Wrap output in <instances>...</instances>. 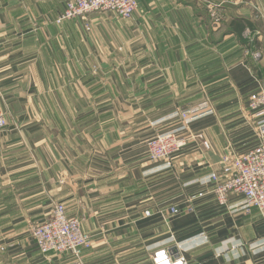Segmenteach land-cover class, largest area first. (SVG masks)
<instances>
[{
	"label": "crops",
	"instance_id": "0c3cea01",
	"mask_svg": "<svg viewBox=\"0 0 264 264\" xmlns=\"http://www.w3.org/2000/svg\"><path fill=\"white\" fill-rule=\"evenodd\" d=\"M209 1L223 23L184 0L60 23L65 0H0V264H140L172 246L191 264H264V211L239 194L220 205L210 179L264 140V107L247 108L264 85V0ZM241 26L260 32L257 58ZM193 106L205 114L185 122ZM163 132L186 145L152 161ZM53 201L83 217L80 261L34 243Z\"/></svg>",
	"mask_w": 264,
	"mask_h": 264
},
{
	"label": "built area",
	"instance_id": "2783aa9c",
	"mask_svg": "<svg viewBox=\"0 0 264 264\" xmlns=\"http://www.w3.org/2000/svg\"><path fill=\"white\" fill-rule=\"evenodd\" d=\"M138 0H66L65 8L56 19L57 23L66 19L84 17L91 13L109 11L120 18H130L136 10ZM211 6V7H210ZM213 20L220 21V10L215 5H210ZM89 29V26L86 25ZM258 34L252 33L248 28L243 35L250 40ZM249 52L251 49H248ZM250 109L264 105V93L250 100ZM185 112V111H183ZM185 117L189 115L186 110ZM258 127L264 122H258ZM7 126L5 116L0 113V131ZM197 145L208 146L198 137H192ZM186 145V139L172 135H160L149 140V157L152 161H161L170 158L171 155ZM226 168L220 174H211L213 184L212 193L220 205H225L231 194L242 195L247 206L256 207L260 212L264 211V140L255 147L245 152L231 154L226 157ZM199 193L198 196H201ZM193 199V198H191ZM170 211L174 214L180 212L172 206ZM148 214V213H146ZM33 237L38 249L43 252H72L79 255L81 250L91 244L90 236L83 231L79 217L70 216L64 206L56 203L53 206L50 217L40 226L35 228ZM155 264H188L181 253H173L169 249H160L153 256Z\"/></svg>",
	"mask_w": 264,
	"mask_h": 264
},
{
	"label": "rangeland",
	"instance_id": "374dc122",
	"mask_svg": "<svg viewBox=\"0 0 264 264\" xmlns=\"http://www.w3.org/2000/svg\"><path fill=\"white\" fill-rule=\"evenodd\" d=\"M181 1H183V0H181ZM198 0H184V2H187V3H190V4H192V2L194 3V4H197L198 6H199V8H202L204 11H205V14H206V16H207V18H209V20L212 22V23H215V24H221V23H223L225 20H226V16H225V12L223 11V9H222V7H220L221 6V4H216L214 7L215 8H217V9H219L220 10V21H218V22H216V21H214L213 20V17H212V15H211V11H210V8H209V6L210 5H214L213 4V2H211V1H206V0H201L199 3H195V2H197ZM65 2H66V0H65ZM211 7V6H210ZM64 8H65V4H64ZM64 8H63V10H64ZM62 10V11H63ZM61 11V12H62ZM61 12L57 15V17L55 18V22H56V19L58 18V16L61 14ZM131 18V17H130ZM129 19V18H128ZM88 26H89V23L87 24ZM252 33H254L255 31H258V30H256V29H254L253 31L250 29V28H248ZM244 31H245V29L243 30V32H242V34H241V36H242V39L244 40V45H245V52H246V54L248 55L249 53L250 54H252V56L253 57H255L256 55H257V53L256 52H253V47H254V43H255V38L257 37V35L260 33L259 31H258V34H256V35H254L253 37L254 38H252L251 40L249 39V38H247V37H245L244 35H243V33H244ZM248 49H251L250 50V52H249V50ZM259 54V53H258ZM255 58H257V57H255ZM262 93H264V85L262 86V88H261V90H259L258 92H256V93H254L252 96H250L249 98H248V100H247V108H249L248 110L249 111H256V110H258V109H260V108H262V107H264V105H261V106H259V107H257V109H250V100L252 99V98H255V97H257V96H259L260 94H262ZM202 107H195V106H193V107H188V108H185V110H182L181 112H180V116L182 117V119L185 121V122H191V121H193V120H195L196 118H198L199 116H201V115H203V114H205V113H203V112H201L202 111ZM186 110L189 112V115L187 116V117H185V115H184V113L186 112ZM183 111H185V112H183ZM165 134H167V135H172V136H175L176 137V135H175V133H173V132H163V133H159V134H156L154 137H152V138H150L149 140H151V139H153V138H156V137H158V136H160V135H165ZM177 137H179V136H177ZM180 138H184V137H180ZM149 140L147 141V148H148V142H149ZM261 141H259V143H260ZM258 143V144H259ZM257 144V145H258ZM197 145V144H196ZM208 145V144H207ZM198 146V145H197ZM205 146V145H204ZM256 146V145H255ZM255 146H253V147H255ZM205 147H207V146H205ZM253 147H251V148H253ZM184 148V147H183ZM182 148V149H183ZM251 148H249V149H247V150H250ZM181 150V149H180ZM180 150H178V151H180ZM247 150H245V151H247ZM178 151H176V152H174L172 155H171V157L174 155V154H176ZM245 151H242V152H245ZM148 153H149V149H148ZM238 153H241V152H238ZM231 154H237V153H231ZM231 154H226V155H224L223 157H222V159H221V165L223 166V169H225L226 168V165H227V160H225V158L226 157H229V155H231ZM170 157V158H171ZM168 159V158H167ZM164 160H166V159H164ZM212 176V175H211ZM211 176H210V179H211ZM56 203H60V204H62L61 202H58V201H53L52 202V204H51V209H50V212H49V214L47 215V217L44 219V220H42L41 222H38V223H36V224H33L32 226H31V228H30V234H31V236H32V238H33V240H34V243H35V245H36V241H35V239H34V237H33V232H34V230H35V228H37L38 226H40V225H42L49 217H50V215H51V212H52V209H53V206L56 204ZM63 205V204H62ZM64 206V205H63ZM249 207V206H248ZM251 207H253V206H251ZM64 208H65V206H64ZM66 209V208H65ZM66 211H67V209H66ZM67 213L69 214V212L67 211ZM70 216H75V215H71V214H69ZM76 217H79V218H81V219H83V217H81V216H76ZM82 226V225H81ZM90 239H91V237H90ZM36 247L38 248V245H36ZM92 247V241H91V244H90V246L88 247V248H83L82 250H81V252L79 253V255H75L74 253H70V252H64V253H67V254H69V255H71V256H73L76 260H78V261H80V259H81V256H82V253H83V251L84 250H86V249H89V248H91ZM174 248V249H173ZM160 249H170V248H165V247H161V248H157V249H155L153 252H152V254H151V258H141L140 259V264H149V262H151V264H155V262H154V259H153V256H154V253L157 251V250H160ZM171 249H172V252H175V253H179V251H178V249L176 248V246H172L171 247ZM39 250V249H38ZM39 252H41L40 250H39ZM42 254H49V253H55V254H63V253H57V252H53V251H50V252H46V253H43V252H41ZM183 255V254H182ZM185 258H186V260L188 261V264H191V262L189 261V259L187 258V256L186 255H183ZM151 259V260H150Z\"/></svg>",
	"mask_w": 264,
	"mask_h": 264
},
{
	"label": "trees",
	"instance_id": "16d2710c",
	"mask_svg": "<svg viewBox=\"0 0 264 264\" xmlns=\"http://www.w3.org/2000/svg\"><path fill=\"white\" fill-rule=\"evenodd\" d=\"M241 27H242V26H241ZM246 28H249V27H244V28L242 27V32H243V30L246 29ZM251 30L253 31L254 29L251 28ZM242 32H241V33H242Z\"/></svg>",
	"mask_w": 264,
	"mask_h": 264
}]
</instances>
